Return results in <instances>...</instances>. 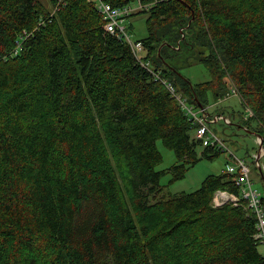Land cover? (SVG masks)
<instances>
[{"label": "trees", "instance_id": "16d2710c", "mask_svg": "<svg viewBox=\"0 0 264 264\" xmlns=\"http://www.w3.org/2000/svg\"><path fill=\"white\" fill-rule=\"evenodd\" d=\"M51 1L0 0V264H264L247 201L213 203L240 172L160 197L165 174L227 151L178 96L199 110L235 89L264 148V0H140L142 59L91 1ZM196 63L209 81L182 74Z\"/></svg>", "mask_w": 264, "mask_h": 264}, {"label": "rangeland", "instance_id": "374dc122", "mask_svg": "<svg viewBox=\"0 0 264 264\" xmlns=\"http://www.w3.org/2000/svg\"><path fill=\"white\" fill-rule=\"evenodd\" d=\"M38 1L44 11H53L54 7L51 0ZM132 5L137 9L136 2H132ZM146 21L147 15L145 14L135 15L127 20V24L131 26L129 32L133 42H137L147 36ZM182 74L193 84L204 83L211 79L207 69L199 63L185 68ZM234 90L235 89H233V91ZM207 109L208 114L212 116L221 113L225 117L230 118L231 124H226L221 120L211 125L212 131L218 138L225 142L228 150L214 160H200L195 166L190 167L185 178L181 180L171 182L172 174L170 172L165 174L161 180L163 191L160 197L168 198L182 193L197 191L207 176L221 175L229 166H236V158L245 162L254 188L257 189L261 195H264V172H261V170H264V151L262 153L259 151L260 145L257 136L245 130L243 120L247 119L248 113L240 102V96L234 94L228 95L217 102L211 99ZM157 148L163 156V161L157 166L156 170L160 172L169 171L176 163L174 152L166 148L162 141L157 142ZM258 155L261 167L256 164V157ZM226 202L227 199L223 198L222 194L218 193L215 195L213 201L215 205L221 206ZM259 250L264 254V244H261Z\"/></svg>", "mask_w": 264, "mask_h": 264}, {"label": "built area", "instance_id": "2783aa9c", "mask_svg": "<svg viewBox=\"0 0 264 264\" xmlns=\"http://www.w3.org/2000/svg\"><path fill=\"white\" fill-rule=\"evenodd\" d=\"M66 0H58L57 5L58 7L65 3ZM96 5V8L99 14L102 15L103 20L106 23V30L112 34L117 35L125 39L131 46L136 54L137 58L142 59L145 54V48L142 43L133 42L131 40V35L129 32L127 20L131 17L132 14L137 13L140 9L143 8L140 0L137 1V9L132 6H126L123 8H118L113 6L107 0H89ZM170 91L174 93V89L172 86H169ZM234 95H237V92L233 91ZM230 96V95H229ZM180 104L182 105L183 109L187 112L188 116L194 121V124L197 125L196 130V138L203 140L205 145L210 146H219L225 150H228L225 142L222 141L217 135L212 131L211 125L216 124L219 121L223 120L226 124H231V120L224 115L218 114L212 116L208 114V109H199L195 110L192 107H189L186 103V100L181 99V97H177ZM246 112L248 113L247 116H252L253 113L250 109H247ZM258 142L260 140L258 139ZM264 150L260 148V152L262 153ZM258 156L256 157V164L260 166L259 162L257 161ZM237 165L228 167V172L231 174H236L240 172V177L237 178V185L241 188L240 196H236L235 194H229L227 192H218L219 194L223 195V198L227 199L228 201H237L238 199H245L248 202V206L254 211L258 218V233L256 238L264 244V211L261 207L262 196L258 192V190L254 189L252 180L250 179L248 168L245 162L241 159L236 158ZM261 167V166H260ZM264 172V170H263ZM217 193V194H218ZM215 199V198H214ZM215 205V204H214ZM220 206V205H215Z\"/></svg>", "mask_w": 264, "mask_h": 264}, {"label": "bare ground", "instance_id": "6f19581e", "mask_svg": "<svg viewBox=\"0 0 264 264\" xmlns=\"http://www.w3.org/2000/svg\"><path fill=\"white\" fill-rule=\"evenodd\" d=\"M136 3H137V1H135ZM130 6H132V7H134L132 4L130 5ZM135 8V7H134ZM253 113V112H252ZM251 117H253V115L252 116H247V119H249V118H251ZM247 119H244L245 121L247 120ZM230 167V166H229ZM228 170V169H227ZM255 189V188H254ZM257 190V189H256ZM259 192V191H258ZM260 193V192H259ZM240 194H241V188H240ZM261 194V193H260ZM261 196H263V195H261ZM248 203V202H247ZM249 207V206H248ZM262 207V206H261ZM250 208V207H249ZM263 209V208H262ZM264 211V210H263ZM257 231H258V228H257ZM258 233V232H257ZM257 235V234H256ZM256 237V236H255ZM257 239V238H256ZM259 240V239H258ZM260 241V240H259ZM261 242V241H260ZM262 244V243H261Z\"/></svg>", "mask_w": 264, "mask_h": 264}, {"label": "water", "instance_id": "95a60500", "mask_svg": "<svg viewBox=\"0 0 264 264\" xmlns=\"http://www.w3.org/2000/svg\"><path fill=\"white\" fill-rule=\"evenodd\" d=\"M257 138H260L261 139V142H260V148H263V144H262V138L261 137H259V136H257ZM258 159H259V156H258ZM261 172H262V170H261ZM263 175V174H262Z\"/></svg>", "mask_w": 264, "mask_h": 264}, {"label": "crops", "instance_id": "0c3cea01", "mask_svg": "<svg viewBox=\"0 0 264 264\" xmlns=\"http://www.w3.org/2000/svg\"><path fill=\"white\" fill-rule=\"evenodd\" d=\"M221 114V113H220ZM221 115H223V114H221Z\"/></svg>", "mask_w": 264, "mask_h": 264}]
</instances>
